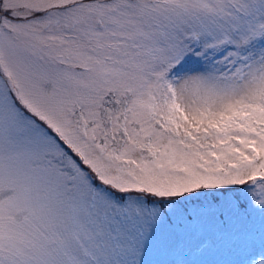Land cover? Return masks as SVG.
Instances as JSON below:
<instances>
[{"label": "snow or ice", "instance_id": "snow-or-ice-1", "mask_svg": "<svg viewBox=\"0 0 264 264\" xmlns=\"http://www.w3.org/2000/svg\"><path fill=\"white\" fill-rule=\"evenodd\" d=\"M0 264H264V0H0Z\"/></svg>", "mask_w": 264, "mask_h": 264}]
</instances>
